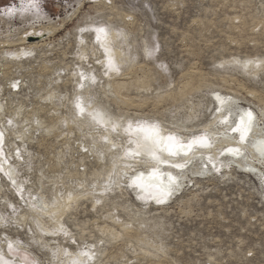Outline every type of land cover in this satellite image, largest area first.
<instances>
[{
    "label": "rangeland",
    "instance_id": "374dc122",
    "mask_svg": "<svg viewBox=\"0 0 264 264\" xmlns=\"http://www.w3.org/2000/svg\"><path fill=\"white\" fill-rule=\"evenodd\" d=\"M216 90L235 96L231 124L246 106L264 131V0H0V264H264L247 150L228 173L206 161L180 175L166 206L128 177L142 167L130 130L199 133Z\"/></svg>",
    "mask_w": 264,
    "mask_h": 264
},
{
    "label": "bare ground",
    "instance_id": "6f19581e",
    "mask_svg": "<svg viewBox=\"0 0 264 264\" xmlns=\"http://www.w3.org/2000/svg\"><path fill=\"white\" fill-rule=\"evenodd\" d=\"M94 1L96 3H103V0H94ZM54 30H55V28H52L51 26H47V27H43L41 30L32 29L30 31H26L23 35L22 43H27L28 47L22 53L27 52L29 54H32L33 51L35 50V48H37L39 46L38 44L40 42L44 41L50 34L53 33ZM113 36H114V34H113ZM113 36H112V34H109L107 36V38L109 37V40H110ZM30 38H35V39L30 40ZM109 50H110V48H109ZM116 52L117 51H115V53ZM113 53L114 52L108 53V54H109V56L113 57L112 56ZM237 63H239L242 66L252 67V68H254L255 66L261 65L260 63L254 62V61L248 62V61L238 60ZM248 93H252V92H248ZM213 94H214L213 97L215 98L216 102L219 103V105H218L219 111H218L217 115L215 114L216 115L215 119L209 125L205 126L206 128L204 130H201V132L195 133L192 135L188 134V136H179L178 137V136H173L166 129H163V128L160 129L158 126L160 136L163 138V140H166L167 137H169V136H173V137H175L176 144L183 146L182 148H176L175 149L176 155H174V156L169 154L168 145L165 144L163 141L160 144H156L153 141L145 139V133L141 134L143 132L139 131L138 127L134 130H130L131 133L133 134V137H134V138L132 137V140H134L136 142V144L135 145L132 144L133 146L128 147V150L133 153V156H131V158H129L130 160L129 159L128 160H129V163L130 162H137V163L140 162L139 164H141L142 167L139 166L140 168L135 169V171L131 172L130 176H128V177H130V179L132 181V179L134 177L140 175L141 173L143 174L142 186H139V187L135 186L139 189L141 196H144L146 198L149 197L155 201L162 198L161 200L163 201L167 197V195L170 194L173 187H175V191H176L179 188H181L182 186L185 187L187 185L184 183V180H183V182L179 181V182H181V185L179 187H177V189H176V186H174V185L177 184L176 182H177V179H179L180 175L182 177L183 175L187 174V177H188V173H192L191 172L192 169L196 170L194 172H198L200 170V168L196 167V166H199V164L206 163V161L209 162L211 165H213L214 169H217L218 167H220L222 169V166H224V169H226L224 171V173H228L229 169H231V166H232V165L231 166L229 165V164H232L229 162L233 161L237 165L242 164V162H243L242 156H243L244 152H246L245 150H247L248 154L250 153V156L252 157V159L255 160V161H252V159L248 158L249 156L245 154L244 157L248 156L247 158L249 159L248 161H245V163L247 165V167L245 169L247 171L254 173L264 183V170H263V168H264V155H262L261 151H260V149H264V131L263 132L261 131V127H254L255 121L254 122L252 121L251 126H250V131L248 132L246 139L243 141L241 140V133L232 131L233 128H236L240 124L241 117H243L245 119V121H247V113L251 112L253 114V117H254V112L252 111V109H250V108L248 109L246 106L241 107L240 108L241 110H239L240 115L238 114L239 116L237 118L238 121L236 120L237 123L234 121L235 124L234 123L231 124L230 118H229V115H230L229 110H231V107L236 104L235 96L223 94L217 90L213 91ZM221 101H223V102H221ZM80 105H81V103H80ZM235 108H237V105ZM103 113L105 114V111L104 112L102 111L101 114L103 115ZM96 115L99 116V114H96ZM107 115L108 114H106L105 116L104 115L102 116L103 120H105V121L108 120L109 116H107ZM100 118H101V116H100ZM97 119L99 120V118H97ZM217 123H219V124H217ZM156 124H154V125H156ZM215 124H217V126L215 128H213ZM137 125L139 126V125H141V123H139ZM98 126H99V124H98ZM257 132L258 133L260 132V134H257ZM0 133L3 134V131H0ZM200 137H207L209 146L208 147H201L198 145H194L192 150H189L188 145L190 143H192L195 139L200 138ZM252 137H253L254 141L252 140L251 144L248 145L247 142ZM246 140H247V142H246ZM0 142H2V141H0ZM126 148H127V146H126ZM218 148L220 149V151L224 152V154H222L223 156L221 158H218L220 152L219 151L217 152L215 150ZM229 149H238V154H234L233 152H229L228 151ZM0 150L1 151L4 150L3 145L1 146V144H0ZM153 152L155 153L156 157H158V159L152 158L151 153H153ZM136 153H139V155H136ZM5 156H6V154H5ZM192 158H195L196 162H193V164L191 163L192 164V165L190 164L191 166L190 165L186 166V164L188 162H190V160H193ZM0 161H1V159H0ZM259 163H261V166L257 165ZM174 165H183V167H174ZM206 167H207V164H206ZM177 169L180 171V174H178L179 172L176 171ZM210 169H212V168H210ZM154 170L156 173L155 175L153 174ZM208 172H210V171H208ZM222 172H223V170H222ZM250 172H248V173H250ZM219 173H221V172L219 171ZM195 174H197V173H195ZM190 175L191 174H189V176ZM192 175H191V177H192ZM169 176L175 177V183H170ZM183 178H185V177H182V179ZM175 191H174V193H175ZM173 194H171V197ZM169 197H170V195H169ZM45 202H41V205L44 207L43 209H46L47 213H50L49 211L52 212L53 211L52 209L54 207H52L50 205H46ZM157 204H159V203H157ZM13 249L16 251L19 248L16 247Z\"/></svg>",
    "mask_w": 264,
    "mask_h": 264
},
{
    "label": "snow or ice",
    "instance_id": "6c2138e0",
    "mask_svg": "<svg viewBox=\"0 0 264 264\" xmlns=\"http://www.w3.org/2000/svg\"><path fill=\"white\" fill-rule=\"evenodd\" d=\"M98 32L103 33L104 29H98ZM99 38V37H98ZM219 99V98H218ZM223 102V101H221ZM77 107H79V105H77ZM81 112H83V108L80 109ZM254 117L253 114L251 112L247 113V121H245V119L243 117H241V121L240 124L236 127L233 128L232 131L233 132H239L241 133V140H245L248 132L250 131V126L251 123L253 121ZM138 130L145 133V139L153 141L156 144H160L162 141L168 145V152L170 155H176V148H182V145H178L175 142V137L173 136H169L167 137L166 140H163V138L160 136V132H159V128L156 125H139L138 126ZM194 145H198L201 147H208V140L207 137H200L195 139L192 143H190L188 145V149L192 150ZM229 152H233L234 154H238V149H229ZM261 154L264 155V149H260ZM129 155H131V153H129ZM136 155H139V153H136ZM152 158L153 159H158V157H156L155 153H151ZM174 167H183V165H174ZM153 174L155 175V170L153 172ZM142 180H143V174L141 173L140 175L134 177L131 181L132 185L134 186H142ZM169 181L170 183H175V177H171L169 176ZM158 203H162V200H157ZM9 248L12 247L11 244L8 245ZM81 255H87V253H81ZM75 264V262H74Z\"/></svg>",
    "mask_w": 264,
    "mask_h": 264
},
{
    "label": "water",
    "instance_id": "95a60500",
    "mask_svg": "<svg viewBox=\"0 0 264 264\" xmlns=\"http://www.w3.org/2000/svg\"><path fill=\"white\" fill-rule=\"evenodd\" d=\"M35 38H30V40H34Z\"/></svg>",
    "mask_w": 264,
    "mask_h": 264
}]
</instances>
